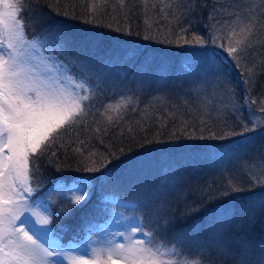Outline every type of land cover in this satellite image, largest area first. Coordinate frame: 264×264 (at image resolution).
I'll return each instance as SVG.
<instances>
[{"label": "trees", "instance_id": "obj_1", "mask_svg": "<svg viewBox=\"0 0 264 264\" xmlns=\"http://www.w3.org/2000/svg\"><path fill=\"white\" fill-rule=\"evenodd\" d=\"M242 1L227 0V3L237 4L243 9L245 4ZM46 2L61 13L65 11L75 13L77 19L67 24H60L57 22L66 18L44 8L43 11L48 19L37 25L34 5H29L25 0V10L21 14V19L25 23L27 36L40 37L45 29L53 28L67 29L71 32L74 43L70 45V52L61 55L62 50L54 48L51 50L67 63L75 61L76 67L73 68L75 72L80 71L79 65L82 63V60L76 61L77 57L91 61L88 75L91 84L97 90L95 107H101L108 102L114 103L120 96L132 95L134 99L139 98L137 110L132 112L129 109L124 117L132 126L135 139H131L126 131L120 136V127H117L111 129L102 144L97 139L86 141L88 148L98 154L109 156L110 152H116L117 159H112V163L107 165V171L104 169H101V172L84 171L78 168L74 159L65 156L63 151L57 152V160L52 164L46 161L40 162V174L33 177V183L36 184L35 181L39 180V185L44 187L43 190L47 186H55L59 183L68 186L73 182L81 181V178L94 180V184L91 185L92 191L86 201L75 205L70 214H62L60 211L61 208L68 206V199L57 198L59 203L51 205L54 227L64 232L66 229L61 226L68 228L61 237L63 239L66 236L73 237L76 241L84 239L89 224L102 223L111 218L117 207L115 199H121L133 206L130 211L140 221L151 220L155 224L161 217L167 218L169 213H175L177 217L175 222L167 228L158 230L155 235L163 243L182 245L185 256L194 258L201 245L213 240L224 222L225 214L231 217L225 232L226 238L233 240L236 237H245L254 245L253 254L257 255L260 251L259 246L264 243V208L258 206L264 189L259 186L252 187L251 179L247 174H242L240 171L234 173L235 165L226 169L216 168L217 163L211 153L212 146H222V150L231 153L230 156L241 159L240 155L243 151H253L254 146L250 143L249 133L233 136L228 140L193 139L179 131L175 137L169 136L174 129L180 128L182 121L193 126L186 131L195 136H207L208 128L217 135H223L224 132H241L240 122L245 123L244 118L237 119L228 111L221 112L212 106H202L203 104L192 96L193 92L196 95L195 86L198 83L184 75L187 70H192L182 55L186 45L164 44L143 38L145 28L149 26L152 29H159L160 35L172 38L182 27L187 28L191 25V30L185 33L186 38L192 39L195 33L206 41L209 36L207 17L209 12L219 5L215 4L214 0H195L194 5L189 3V0H148V11L145 12L143 0H123V8L121 0H103L104 10L100 15L102 22L113 24V28L130 26L132 29L131 36H124L123 40L117 41L113 37L122 33L105 27L95 28L82 22L80 17L86 18L88 15V0H46ZM169 3L172 7H165ZM162 7L164 12H161ZM29 8L33 11H29ZM190 8L195 10L189 11ZM89 37L94 39L89 41ZM216 54L226 65L229 77L226 87L232 90L231 92L226 90L227 98L233 97L232 100L244 106L246 98L252 101V95L258 99L264 95V70H262L264 46L261 47L262 60L256 68L254 93L248 91L247 97L245 85L240 82L241 74L245 75L242 66L236 67L233 61L228 60L226 49L218 50ZM146 58L152 61V72L147 75L143 68ZM182 66L185 69H182ZM153 97L157 99L153 100ZM150 101L152 103L145 113L144 106ZM137 121L145 126V133L139 131ZM201 121H204V124H201ZM162 124L166 126L161 128ZM202 128L205 129L203 132L200 131ZM157 133L160 135L157 136ZM80 138L85 139L83 131L80 133ZM153 139L155 143H145L146 140ZM72 147L76 145L73 144ZM121 148L124 149L123 154L119 152ZM203 150H205L204 154ZM109 158L111 159L110 156ZM244 159L252 161L254 155L251 154L250 158ZM57 166L60 171H57ZM228 179L236 181L245 192L232 193L227 197L205 202L201 205L200 212L180 218L183 201L196 200L197 188L210 185L214 190L219 188L224 191L223 185ZM50 197H54L53 194ZM248 201L256 202L255 223L251 227L248 226L247 221ZM145 231H152V228L145 227ZM68 243L70 239H65L64 245Z\"/></svg>", "mask_w": 264, "mask_h": 264}, {"label": "snow or ice", "instance_id": "obj_2", "mask_svg": "<svg viewBox=\"0 0 264 264\" xmlns=\"http://www.w3.org/2000/svg\"><path fill=\"white\" fill-rule=\"evenodd\" d=\"M143 2L144 11L147 12L148 0ZM27 3L34 5L37 25L48 19L44 8L55 12L57 16L65 17V20L57 22L60 24L77 19L75 13H61L46 0H27ZM189 3L194 5L195 0H189ZM214 3L219 7H214L209 12V19H213L223 9L230 22L224 21L220 28L212 25L213 32L209 41L195 33L192 39L186 38L185 33L191 30V25L182 27L172 38L160 35L159 29L149 26L145 28L143 38L164 44L182 43L201 47L209 42L216 44L226 40L229 45L235 44L228 46L226 51L229 60L239 67L240 61L250 48L256 44H264V40L257 36L258 31L264 30V22L258 18V15L264 17V11L241 9L237 4L227 3V0H214ZM24 4L25 0H0V264H63L65 260L70 264H264V243L259 246V253L253 255L254 245L245 237H236L233 240L226 238L225 232L231 219L228 214H225L224 222L213 240L201 245L194 258L184 255L182 245L163 243L155 235L158 230L175 222V213H169L167 218L161 217L155 224L151 220L145 222L138 218L136 225L128 227L126 233L118 234L124 239V243L117 242L115 238L102 241L98 238L87 246V251L78 255H73L71 251H57L60 247L58 244L45 246L40 237L49 231L47 226L51 224V214L44 215L38 211L36 201L31 198V194L37 190L32 187V182L33 177L40 174V162L52 164L57 160V152L63 151L65 156L74 159L78 168L84 171H107V165L112 163V159H117L116 152L109 153L110 159L109 156L91 151L86 141L97 139L102 144L111 129L117 127H120V136L126 131L131 139H135L133 128L124 117L129 109L132 112L137 110L139 98L134 99L132 95L120 96L114 103L108 102L101 107H95L97 90L88 75L91 61L77 57L76 61L82 60L80 71L73 72L75 61L66 64L59 56L47 54L51 48L62 50L61 55L71 51L70 45L74 43V37L67 29H45L40 37L33 36L29 39L25 33V23L21 19L25 10ZM121 7H124L123 0ZM165 7L171 8L172 5L169 3ZM261 7L264 8V5ZM28 10L33 11L32 8ZM103 10V0H88V15L80 19L95 28L105 27L122 33L113 37L117 41L133 34L130 26L113 28L111 23L104 24L100 19ZM161 12H164L163 7ZM145 23L147 24V20ZM217 24H220V21H217ZM221 29L227 32L226 36L217 35ZM238 35L241 36L240 39H236ZM88 39L91 41L94 38ZM220 47L225 48V44L220 43ZM143 68L146 75L151 73L152 61L146 58ZM254 68L255 65L252 68L244 65L247 75L241 74L240 82L245 85L246 97L249 87L255 84ZM215 70L220 73L223 69L217 67ZM217 81L225 82L220 76H217ZM156 99L153 97V100ZM151 103L150 101L145 104V113ZM253 103L254 101L246 98L244 107L251 112L250 105ZM232 107L236 108V105L232 104ZM260 111L264 112V108ZM136 123L139 131L145 133V126L139 121ZM251 123L253 127L249 128L248 124L240 122L241 132H224L223 135H217L208 128L207 136H195L186 131L193 126L182 121L180 128L174 129L169 136L175 137L179 131L193 139L228 140L230 137L255 131L257 126H264V120L252 119ZM201 124H204V121H201ZM165 126L162 124L161 128ZM204 130L200 129L201 132ZM81 131L84 132L85 139L80 138ZM156 135L159 136L160 133ZM145 143H155V139L146 140ZM73 144L76 147H72ZM119 152L123 154L124 149H119ZM252 166L255 167V163ZM60 170L57 166V171ZM250 179L252 187L259 186L264 189V164L259 166L255 175H250ZM35 183L38 187L39 180ZM223 188L224 191L219 188L214 190L210 185L197 188L196 200L183 201L180 218L200 212L201 205L205 202L227 197L232 193L245 192L233 179H228ZM68 191L80 194L68 197L69 204L61 208L62 214H70L75 205L86 201L90 195L87 185L83 183H75ZM247 203V221L251 227L255 223L256 202ZM258 206L264 208V191ZM145 227L152 228V231H145ZM75 251L79 252V249Z\"/></svg>", "mask_w": 264, "mask_h": 264}, {"label": "rangeland", "instance_id": "obj_3", "mask_svg": "<svg viewBox=\"0 0 264 264\" xmlns=\"http://www.w3.org/2000/svg\"><path fill=\"white\" fill-rule=\"evenodd\" d=\"M242 2L243 4H245L243 9H259L260 11H264V8L261 7L262 5H264V0H243ZM258 18L261 19V22H264L263 17H259L258 15ZM226 20H229L230 22V18L227 16L223 9L213 19L210 20L209 16L207 17L206 25L209 31V36L206 41L210 40V36L213 32L212 25L215 24L217 28H220L221 24H223V22ZM217 21H220V24H217ZM237 31L239 30L237 29ZM25 33L27 35L26 30ZM217 35L226 36L227 32L224 29H221V31L217 33ZM257 36L264 40V30L258 31ZM28 38L31 39V37ZM240 38V35L236 37V39ZM220 43L225 44V48H223L224 50L228 46H235V44L229 45L226 40L218 41L216 44H212L211 42H209L203 47L198 45H186L183 48L184 51H182V55L186 58L185 61L189 63V67L192 68V70H187L184 75L187 78H190L192 81H196L198 83V85L195 86L196 95L193 92L192 96H194V98L196 97L197 100H199L200 103L203 104L202 106H212L218 108L221 112L228 111V113H230L231 115L236 116L235 118L237 119H239V117H243L245 123L249 124V128H252V119L264 120V112L260 111L262 108H264V95L260 99L252 95L251 98L254 103L250 105L251 112L248 108H245L244 106L239 105L234 100H232L233 97L230 99L227 98L228 95L226 94H228V92L226 90L230 89L226 87L229 77L227 74L226 65H224L222 61L223 59L219 60L217 57L219 55L216 54L218 50H223L220 47ZM262 46H264V44H256L253 48H250L244 58L240 61V67L242 66L241 69L245 73V76L247 75V73L244 71V65H247L249 68H252L255 65L254 72L256 73V68L259 66L260 61L262 60ZM47 54L55 55L51 51ZM59 57L61 60L65 61L61 56ZM192 64L194 65V67ZM182 67V69H185L184 66ZM217 67H222L223 70L220 73H217L215 70ZM217 76L223 78L225 82L218 83ZM249 91L253 94L254 86H250ZM232 104H235L236 108H233ZM247 133H249L250 143L253 144L254 147L252 148L253 151L245 150L243 151V153L241 152V159L232 155L230 156L231 153L228 152V154L226 153L227 150H222V146H212L213 149H211V153L214 156L213 158H215L216 160V168L226 169L228 166L231 167L235 165L233 167L234 173L240 171L242 172V174H247L248 178H250V175H255L257 171H259V166L261 164H264V126H257L255 131ZM203 151L204 154L205 150ZM244 152L245 155H243ZM251 154L254 155V159L252 161L244 159L245 157L250 158ZM254 163L256 165L255 167L252 166ZM75 183H83L87 185L88 191L89 193H91V185L94 184V180L92 178H84L81 179V181L73 182L68 186L66 184L59 183L55 186H47L45 190H43V186L39 185L37 187V184L33 185L32 183V187L37 188V190L31 194L32 200L36 201L37 210L41 211L44 215L51 214V224L47 226L49 231L46 235L40 237L41 240L45 243V246L48 247L54 244H58L60 245V247L57 248V251H71L73 255H78L87 251V246L97 241L98 238L101 241L105 239L115 238L117 242L124 243V239L121 238L118 234L121 232L126 233V229L128 227L137 224L138 218L133 214V212L130 211V209L133 207L131 204L122 201L121 199H115L117 207L114 215L102 223L92 222L91 224H89V226L85 230L87 232V235L85 239H81L82 243L80 246H76L71 243H69L67 246L62 245L63 237L61 236L66 233V230H68V228L61 226L63 229H66L64 232L54 227V225L52 224L51 205L58 204V199L67 200L69 196L74 197L77 194H80L79 192L68 191V188L74 186ZM40 194L44 196L42 200L38 198ZM47 194H53L54 197H48ZM113 234H115L114 237ZM65 239L69 240L70 237L66 236ZM76 249H79V252L75 251ZM253 255L256 254L254 253ZM63 264H70V262L65 260Z\"/></svg>", "mask_w": 264, "mask_h": 264}]
</instances>
